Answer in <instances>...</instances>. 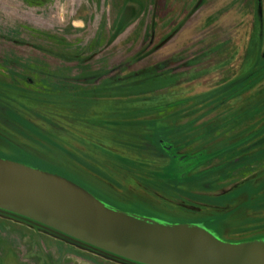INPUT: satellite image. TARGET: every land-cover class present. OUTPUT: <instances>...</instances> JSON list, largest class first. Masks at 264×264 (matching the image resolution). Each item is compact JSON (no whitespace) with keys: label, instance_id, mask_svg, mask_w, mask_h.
Returning a JSON list of instances; mask_svg holds the SVG:
<instances>
[{"label":"rangeland","instance_id":"obj_1","mask_svg":"<svg viewBox=\"0 0 264 264\" xmlns=\"http://www.w3.org/2000/svg\"><path fill=\"white\" fill-rule=\"evenodd\" d=\"M0 158L264 247V0H0ZM25 219L0 264H140Z\"/></svg>","mask_w":264,"mask_h":264},{"label":"water","instance_id":"obj_2","mask_svg":"<svg viewBox=\"0 0 264 264\" xmlns=\"http://www.w3.org/2000/svg\"><path fill=\"white\" fill-rule=\"evenodd\" d=\"M0 210L140 264H264V247L121 212L64 178L1 158Z\"/></svg>","mask_w":264,"mask_h":264},{"label":"trees","instance_id":"obj_3","mask_svg":"<svg viewBox=\"0 0 264 264\" xmlns=\"http://www.w3.org/2000/svg\"><path fill=\"white\" fill-rule=\"evenodd\" d=\"M124 13V12H123ZM122 16H123V14L121 13V15H120V19H118V21H117V23H116V25L119 23V21H121V19H123L122 18ZM132 20H130L129 22H126V24L124 25V27L123 28H125V27H127L129 24H130V22H131ZM2 211V210H1ZM3 212H5V211H3ZM6 213H8V212H6ZM23 218V217H22ZM25 219V218H24ZM26 220V219H25Z\"/></svg>","mask_w":264,"mask_h":264},{"label":"flooded vegetation","instance_id":"obj_4","mask_svg":"<svg viewBox=\"0 0 264 264\" xmlns=\"http://www.w3.org/2000/svg\"><path fill=\"white\" fill-rule=\"evenodd\" d=\"M164 155L168 156L167 154H164Z\"/></svg>","mask_w":264,"mask_h":264}]
</instances>
